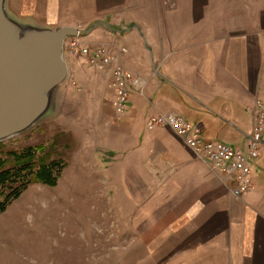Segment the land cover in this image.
I'll list each match as a JSON object with an SVG mask.
<instances>
[{"label":"crops","instance_id":"obj_1","mask_svg":"<svg viewBox=\"0 0 264 264\" xmlns=\"http://www.w3.org/2000/svg\"><path fill=\"white\" fill-rule=\"evenodd\" d=\"M5 7L23 23L76 27L89 34L77 37L81 44L107 46L115 64L145 81V94H130L127 120L114 130L124 150L113 158H120L115 178L124 179L130 165L131 179L146 182L140 192L131 184L132 227L146 228L133 242L146 243L149 258L264 264V130L251 187L236 197L233 182L222 183L171 128L145 124L148 116L172 110L192 115L204 139L245 148L253 125L248 107L264 102V0H6ZM69 55L72 84L84 90L72 100L89 107L67 116L107 126L101 100L112 65L97 72L84 57ZM155 67L158 79L150 75Z\"/></svg>","mask_w":264,"mask_h":264},{"label":"rangeland","instance_id":"obj_2","mask_svg":"<svg viewBox=\"0 0 264 264\" xmlns=\"http://www.w3.org/2000/svg\"><path fill=\"white\" fill-rule=\"evenodd\" d=\"M88 35L81 32L77 37L87 40ZM68 38L63 56L71 72L56 89L51 108L30 128L2 141L0 147V156L5 157V151L34 146L37 164L55 162L60 167L54 185L34 178L0 213V264H163L148 257L151 252L146 243L133 242L138 231L142 234L146 228L132 227L137 203L132 204L131 193L146 191V182L131 179L130 165L123 167L124 179L115 178L120 158L115 160L113 154L124 149L121 151L114 130H119L128 114L115 115L112 77L103 86L101 100L107 126L102 121L90 123L87 117H78L76 122L67 116L74 108L89 107L81 98L72 100L84 90L72 84ZM153 74L154 79L160 78V68L151 69ZM186 119L192 121L193 117L187 114Z\"/></svg>","mask_w":264,"mask_h":264},{"label":"water","instance_id":"obj_3","mask_svg":"<svg viewBox=\"0 0 264 264\" xmlns=\"http://www.w3.org/2000/svg\"><path fill=\"white\" fill-rule=\"evenodd\" d=\"M0 0V141L30 128L51 108L68 75L64 40L73 26L45 27L12 18Z\"/></svg>","mask_w":264,"mask_h":264},{"label":"built area","instance_id":"obj_4","mask_svg":"<svg viewBox=\"0 0 264 264\" xmlns=\"http://www.w3.org/2000/svg\"><path fill=\"white\" fill-rule=\"evenodd\" d=\"M77 36H70L67 40L71 55L84 57L88 65L98 70H105L112 65L110 72L114 88L112 105L115 115L120 118L127 110L129 95L132 92L143 95L145 82L137 74L115 64V57L107 46L83 45ZM248 108L253 113V125L243 149L221 140L204 139L201 127L197 123L190 122L172 110L148 116L145 124L147 129H153L156 126L171 128L222 183L233 182V185L229 187L230 193L239 197L251 187L252 163L258 157L264 130V102L255 99Z\"/></svg>","mask_w":264,"mask_h":264},{"label":"trees","instance_id":"obj_5","mask_svg":"<svg viewBox=\"0 0 264 264\" xmlns=\"http://www.w3.org/2000/svg\"><path fill=\"white\" fill-rule=\"evenodd\" d=\"M2 144L0 141V147ZM37 151V147L25 146L20 150L5 151V157L0 156V213L20 196L34 178L48 185L56 183L60 167L55 162L37 164Z\"/></svg>","mask_w":264,"mask_h":264}]
</instances>
